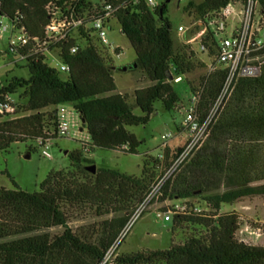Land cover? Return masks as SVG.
I'll return each mask as SVG.
<instances>
[{"label":"trees","instance_id":"16d2710c","mask_svg":"<svg viewBox=\"0 0 264 264\" xmlns=\"http://www.w3.org/2000/svg\"><path fill=\"white\" fill-rule=\"evenodd\" d=\"M229 1H190L186 10L204 19ZM256 2L264 15V0ZM166 5L150 9L143 0H0V19L29 40L17 51L26 57L28 78H11L0 88V97L22 90L26 99L18 102L15 118L0 116V151L54 132L57 109L64 105L84 123L80 130L89 138L81 143V152L67 154L70 167L49 172L38 192L0 188V264H108V253L155 182L156 169L166 170L172 157L165 149L162 159L144 161L141 175L135 177L105 168L92 173L88 167L93 164L82 153L100 148L135 155L139 142L126 128L147 124L156 102L167 112L180 103L172 80L190 74L195 66L174 50ZM106 6L111 13L104 23H118L135 53L131 65L113 67L99 47L93 24L104 17ZM54 17L78 25H69L62 39L50 38L46 28ZM204 46L208 58L214 57L213 49ZM47 52H56L68 67L65 79L46 64ZM256 56L261 61L258 76L232 82L203 144L160 189L162 201L198 199L206 211L174 216L167 250L119 255L109 264H264V247L237 240V213L220 212L222 205L264 198V50ZM116 72L136 73L148 83L133 92V104L128 95L116 92ZM225 78L226 70L218 67L196 88L187 81L190 94L200 90V120L220 95ZM134 107L140 116L133 114ZM73 212L108 218L83 236L67 225ZM53 228L62 232L52 235ZM180 228L188 234L176 244L173 236Z\"/></svg>","mask_w":264,"mask_h":264},{"label":"rangeland","instance_id":"374dc122","mask_svg":"<svg viewBox=\"0 0 264 264\" xmlns=\"http://www.w3.org/2000/svg\"><path fill=\"white\" fill-rule=\"evenodd\" d=\"M153 1L156 6H160L166 0ZM190 1L199 4L204 0H170L166 5L165 13V18L171 26V38L175 52L185 54L195 66L194 71L184 77L182 76L179 83H173V88L180 98V103L176 109L167 112L163 109L160 102H156L154 111L147 124L126 128L139 142L135 155H127L119 151L100 148H93L88 153L83 152V157L96 168L116 170L126 175L139 177L144 161L150 164L152 159H157L162 153V135L171 134L173 136L167 142L170 154L175 153L182 147L185 140L182 127L183 112L190 98L187 81L192 87L196 88L200 79L207 75L208 66L214 58H208L207 52L199 50V41L188 43L202 29V25H199L201 23L200 18L186 10V6ZM0 24L7 26V32L0 36L1 88L6 86L11 78L27 79L29 73L25 61L9 54L8 40L14 37L9 22L6 19H0ZM178 27L188 29L185 33L186 40L182 38L180 32H177ZM106 37L108 45H99V47L104 50V55L109 63L115 68L131 65L135 60V53L127 39L122 35L120 27L115 20H111L106 27ZM212 49L215 54V49ZM115 50H119L118 54L114 52ZM46 59V64L50 68L57 70L60 76L65 79L66 75L59 71L60 61L56 52L47 54ZM113 79L116 85V92L128 95L130 104L134 103L132 93L134 82L137 89L148 85L136 73L116 72L113 74ZM22 94L23 91L18 90L12 97L17 102L25 103L26 99L22 97ZM62 107L71 110L70 105ZM132 112L134 115H141L140 110L136 107L132 109ZM86 138L87 134L83 130L82 132L78 131L77 136H73L71 131L67 137L53 139L52 147L49 149L51 156L49 159L41 155V149L35 141L11 144L7 151H0V188L14 190L17 187L28 193L38 192L40 183L49 172L64 171L70 167V160L65 153L81 152V143ZM148 168L150 169L151 167ZM164 173V167L158 166L155 180ZM188 201L199 205L206 211L204 206L199 204L198 199H190ZM171 203V201H162L161 195L154 197L147 205V208L132 223L122 240L108 253L106 257L108 264L119 255L167 250L172 241L170 233L171 222H164L162 219H158L155 211ZM135 210L130 215L129 220ZM220 212L237 213L240 223L236 234L237 240L250 246L264 247V198L244 199L232 206L222 205ZM106 218L108 217L96 218L84 213L73 212L67 225L76 234L84 236L95 230ZM49 232L52 235L60 234L62 228H53ZM187 234L188 230L180 228L174 233L173 241L176 244L182 243Z\"/></svg>","mask_w":264,"mask_h":264},{"label":"built area","instance_id":"2783aa9c","mask_svg":"<svg viewBox=\"0 0 264 264\" xmlns=\"http://www.w3.org/2000/svg\"><path fill=\"white\" fill-rule=\"evenodd\" d=\"M143 1L148 8H156L153 0ZM104 11L106 12L104 17L97 19L93 24L97 40L101 46L108 45L104 20L111 13L110 6H106ZM200 21L199 25H202L200 33L192 37L188 43L199 41V50L202 52H208L204 45L215 49V56L208 66L207 75L214 72L218 67L226 70L222 91L203 121L200 120L197 109L200 90L197 88L195 93L190 94L189 101L183 112L184 143L175 153L170 154L172 159L169 167L152 184L150 191L135 210L114 247L122 240L132 223L147 208L150 201L160 195V189L165 180L203 144L208 136L209 125L219 108L223 105L232 82L238 78H254L259 74L261 61L256 54L264 50V15L259 14L256 0H230L219 12L209 14L204 19H200ZM71 24L74 27L78 25L75 22L68 23L65 18L54 17L46 28V34L50 38L62 39ZM5 32H7V26L0 24V36ZM177 32H184V28L178 27ZM13 34L14 37L8 40L9 54H14L13 57H19L20 60L26 62V57L20 56L17 51L27 46L29 40L23 33L17 32ZM212 44H215V46H212ZM116 51L114 52L116 53ZM72 52H75V49H72ZM47 54L49 53L47 52L46 56ZM59 71L67 73L68 67L60 63ZM180 81L181 77H174L172 80L173 83H179ZM17 104L18 102L13 99L12 95H2L0 97V116L15 118L17 116ZM56 117L54 132L39 138L35 142L41 149V155L48 159L51 158L49 149L52 147L54 137H67L71 131L73 136H77L78 131L81 132V122L73 110L59 107ZM172 138L171 134L161 136L163 141L162 152L168 149L167 142ZM162 157L163 153L160 154L159 158L162 159ZM203 212L204 210L199 205L184 200L174 201L164 208L157 209L155 215L164 222H171L174 216L199 215Z\"/></svg>","mask_w":264,"mask_h":264},{"label":"crops","instance_id":"0c3cea01","mask_svg":"<svg viewBox=\"0 0 264 264\" xmlns=\"http://www.w3.org/2000/svg\"><path fill=\"white\" fill-rule=\"evenodd\" d=\"M188 31V29L187 28H184V32H181V35H182V38L184 39V40H186V36H185V33ZM119 51V50H118ZM137 89V87H136V84H135V82H134V86H133V89H132V93L135 91ZM67 109V108H66ZM67 110H70V109H67ZM71 110H72V108H71ZM83 142H89V138L87 137ZM68 153H65V155H67Z\"/></svg>","mask_w":264,"mask_h":264},{"label":"water","instance_id":"95a60500","mask_svg":"<svg viewBox=\"0 0 264 264\" xmlns=\"http://www.w3.org/2000/svg\"><path fill=\"white\" fill-rule=\"evenodd\" d=\"M169 1H170V0H166L165 3L167 4ZM81 124H82L81 129H85L84 123H83L82 121H81ZM27 158H28V156H27ZM88 171H90V172H92V173H95V171H96V166H94V165L89 166V167H88Z\"/></svg>","mask_w":264,"mask_h":264}]
</instances>
